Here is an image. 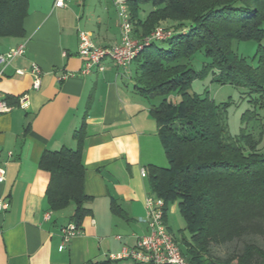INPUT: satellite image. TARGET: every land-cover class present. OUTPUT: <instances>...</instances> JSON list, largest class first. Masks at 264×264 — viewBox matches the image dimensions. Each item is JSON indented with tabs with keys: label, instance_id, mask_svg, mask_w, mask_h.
I'll use <instances>...</instances> for the list:
<instances>
[{
	"label": "crops",
	"instance_id": "0c3cea01",
	"mask_svg": "<svg viewBox=\"0 0 264 264\" xmlns=\"http://www.w3.org/2000/svg\"><path fill=\"white\" fill-rule=\"evenodd\" d=\"M99 1L94 9L88 0H65L66 8L58 9L55 0H28L24 36L0 39V55L24 45L23 55L4 68L0 79V96L9 108L0 115L5 169L0 200L8 202L0 212V264H136L110 256L146 235L144 199L150 188L140 172L166 169L168 162L150 115L156 104L134 89V63L123 70L106 60L103 71L93 67L86 76L79 73V32L89 33L97 47L119 42V25ZM32 64L42 73L37 88L29 74ZM82 124L83 190L90 198L84 206L91 215L59 252L60 229L70 223L73 208L48 211L49 175L38 165L46 151L74 150L73 133ZM176 210L173 204L170 213ZM165 222L170 232L167 215Z\"/></svg>",
	"mask_w": 264,
	"mask_h": 264
},
{
	"label": "trees",
	"instance_id": "16d2710c",
	"mask_svg": "<svg viewBox=\"0 0 264 264\" xmlns=\"http://www.w3.org/2000/svg\"><path fill=\"white\" fill-rule=\"evenodd\" d=\"M125 2L135 39L157 27L173 33L136 57L133 81L141 97L159 99L150 115L168 167H151L147 176L150 193L164 203V218L169 204H176L185 222L189 241L183 242V251L179 248L181 254L191 264H264L259 243L264 239V156L245 128L238 137L229 136L227 105L189 92L193 81L211 73L219 85L263 97L264 0ZM144 5L152 10L141 20ZM27 16L28 0H0V39L22 38ZM247 42L256 45L251 61L233 47ZM200 52L207 64L194 71L190 62ZM254 116L246 111L241 122ZM83 138L82 124L73 133L74 150L46 151L38 165L49 175L48 211L72 206L70 223L76 227L91 215L84 206L90 198L83 190ZM220 247L226 248L224 255L215 256L214 248Z\"/></svg>",
	"mask_w": 264,
	"mask_h": 264
},
{
	"label": "built area",
	"instance_id": "2783aa9c",
	"mask_svg": "<svg viewBox=\"0 0 264 264\" xmlns=\"http://www.w3.org/2000/svg\"><path fill=\"white\" fill-rule=\"evenodd\" d=\"M118 16L119 42L115 46L101 48L93 44L91 36L87 32L78 33L77 56L83 63L80 75L90 74L93 67L98 71H103L101 64L109 60L116 67L128 70L136 57L151 43L164 42L172 37L170 30L161 27L155 30L143 39H135L132 35V25L126 8L125 0H118L114 3ZM54 7L58 9L66 8L65 0H55ZM24 53V45L0 55V79L4 68L17 57ZM16 74L22 75L23 71H16ZM35 88L39 86L42 76L41 70L35 64H32L29 71ZM59 79V81H61ZM22 104L21 107H25ZM9 108L3 102L0 96V115L7 113ZM142 178L147 176V172H140ZM5 182V169L0 166V185ZM8 209V202L0 200V212ZM144 223L146 225V235L140 236L133 248H124L119 254L110 256L112 260H129L136 264H191L180 252V249L173 237L167 230L164 218V203L151 193L144 199ZM49 219V214L44 215V220ZM79 229L74 224H67L60 229V245L58 251L64 250L66 244L75 236L79 235Z\"/></svg>",
	"mask_w": 264,
	"mask_h": 264
},
{
	"label": "rangeland",
	"instance_id": "374dc122",
	"mask_svg": "<svg viewBox=\"0 0 264 264\" xmlns=\"http://www.w3.org/2000/svg\"><path fill=\"white\" fill-rule=\"evenodd\" d=\"M95 8L99 7V0H88ZM102 4L106 3L110 14H112L111 20L118 23L117 12L114 11L113 3L116 0H102ZM152 10L150 5H144L139 11L140 19H144L147 14ZM234 50L237 54L247 61H251L254 54L256 45L252 42L247 43H233ZM207 64V60L203 54L197 53L190 62V68L194 71H199L202 65ZM255 65V62L252 63ZM212 74H208L201 79H196L192 82L190 93L199 95L200 97L208 96L216 105L224 104L226 106V125L228 134L230 137H238L241 129H246L257 142V148L264 156V92L263 97H259L255 94H248L245 90L235 88L230 85H219L212 81ZM154 103L157 105L159 99H156ZM246 111L252 112L255 116L246 124L241 122V116ZM172 205L169 204L166 215L168 216V228L170 235L178 242L179 248L183 251V245L181 239L189 240V234L185 229V222L182 219L178 210L174 214L170 213ZM70 206L67 211H69ZM260 245L264 249V239L259 240ZM226 248H214V255L222 257Z\"/></svg>",
	"mask_w": 264,
	"mask_h": 264
}]
</instances>
